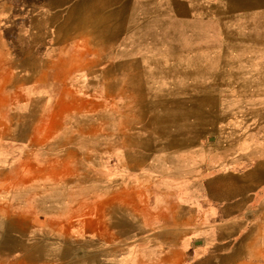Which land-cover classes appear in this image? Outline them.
<instances>
[{"label": "crops", "instance_id": "0c3cea01", "mask_svg": "<svg viewBox=\"0 0 264 264\" xmlns=\"http://www.w3.org/2000/svg\"><path fill=\"white\" fill-rule=\"evenodd\" d=\"M258 1L27 0V17L42 21L31 30L58 46L40 62L25 50L5 65L13 74H0V262L264 264V158L159 170L146 148L162 142L123 139L118 147L130 150L114 157L111 125L93 139V83L109 94L118 83L168 81L176 62L146 60V51L162 57L165 33L207 28L215 12L252 22L264 16ZM12 2L0 0V17ZM9 13L16 18L18 5ZM72 81L85 85L71 90ZM46 83L61 84L56 97ZM93 147L112 148L121 172L105 169Z\"/></svg>", "mask_w": 264, "mask_h": 264}, {"label": "rangeland", "instance_id": "374dc122", "mask_svg": "<svg viewBox=\"0 0 264 264\" xmlns=\"http://www.w3.org/2000/svg\"><path fill=\"white\" fill-rule=\"evenodd\" d=\"M3 4L10 6L0 17V53L7 56V60H0V74H13L7 66L23 59L25 50L34 49L40 62L45 52L58 45L53 42L54 35L31 30L41 27L42 21L33 19L32 13L27 17L26 5L31 4L27 0L16 3V18L9 13L16 4ZM230 5L233 9L237 3ZM263 5L264 1L259 2L257 10ZM249 7L241 11H248ZM262 11L255 14L261 16ZM215 13L207 28L178 26L175 33H165L161 38L165 45L162 57L155 51H146V60L164 58L176 62L172 65L175 73L168 74V81L118 83L109 94L105 92L106 84L93 83V139L102 136L101 127L111 125L114 157L130 150L118 147L117 142L121 145L123 139H144L163 144L146 148L152 150L146 152L148 156L156 155L155 163L151 158L148 164L159 170H183L187 166L201 169L233 160L248 166L255 158H264V16L252 22L235 20V16L216 20L219 13ZM26 60L27 57L23 62ZM21 65L14 68V75L19 78L25 74ZM155 75L164 73H151L153 79H157ZM46 85H50L49 96L56 97L61 84ZM84 85L74 81L66 84L71 90ZM134 85H139V89ZM7 86H13V82ZM41 98L36 96L30 104L39 114L46 107ZM21 115L17 117L24 119ZM171 141L177 143L170 144ZM107 149L112 148L93 147V156L99 153L105 169L107 165L109 171L121 172L117 170V159L109 157Z\"/></svg>", "mask_w": 264, "mask_h": 264}, {"label": "bare ground", "instance_id": "6f19581e", "mask_svg": "<svg viewBox=\"0 0 264 264\" xmlns=\"http://www.w3.org/2000/svg\"><path fill=\"white\" fill-rule=\"evenodd\" d=\"M169 42V41H168ZM171 42H172V40H171ZM161 72V71H160ZM156 73V72H155ZM169 74V73H168ZM160 75V74H159ZM171 75V74H170ZM154 76V75H153ZM156 76V75H155ZM175 76V75H174Z\"/></svg>", "mask_w": 264, "mask_h": 264}, {"label": "built area", "instance_id": "2783aa9c", "mask_svg": "<svg viewBox=\"0 0 264 264\" xmlns=\"http://www.w3.org/2000/svg\"><path fill=\"white\" fill-rule=\"evenodd\" d=\"M0 264H6V263H4V262H0Z\"/></svg>", "mask_w": 264, "mask_h": 264}]
</instances>
